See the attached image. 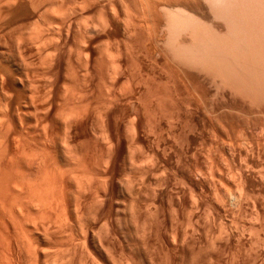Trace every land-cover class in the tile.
<instances>
[{
    "label": "rangeland",
    "instance_id": "1",
    "mask_svg": "<svg viewBox=\"0 0 264 264\" xmlns=\"http://www.w3.org/2000/svg\"><path fill=\"white\" fill-rule=\"evenodd\" d=\"M26 1L28 2V0H26ZM61 1H62V3H61ZM61 1H59V0L58 1L57 0H37V1L33 0V1H31L30 0L28 2L32 6H34L33 2H35V8L37 5L36 9L37 10L39 9L37 11L38 16L34 20V22L37 24L39 29L44 28L43 23L50 22L46 18L50 17V20H52V19L55 20L54 18L51 17V14L53 16V13H55V14L59 13L58 19H59V22L60 21L62 22V19L65 18L64 13L67 12V11H65V12H63V11L69 10L67 13L71 17H69L68 15L66 17L69 19L71 18L72 20L71 19L69 20L66 18L67 20L70 21L69 22L65 19L67 23L69 22L68 24H70V28H68V24L66 23L67 24L66 30L69 29L68 34H66L67 32L65 30L64 33H62L61 37L59 35L61 33V32L59 33V30L62 31V26H60L62 24L59 23L60 25L57 26L58 21H54L55 22L54 23L53 20L51 21V24L49 23L50 25L47 24L48 29H49V26H51L50 28H52L51 30L54 33V37H56L57 35H59V36H57V38L60 37L59 38L60 40L57 39V41L61 45V49H60L61 54L60 55H62V56H60L58 66H56V68L54 67L55 70L52 71L53 68H52V70H50V72H52L51 74L49 72H47L49 74H47V73L45 74L44 70H42L44 72L41 73L42 72L41 69L42 68L44 69V66H45L44 62H42V59H43L42 47L39 45L37 47L35 45L29 46V44H28L29 48L35 47L36 50L34 48L33 49L36 52L38 51L37 53H41V56H39L40 58H38V56H37V59L40 60L42 57L41 62H37V63H39V64H37L36 63L37 59H36L35 65H34V66H37V65L41 66L40 63L43 65L41 67V69L38 68L40 71L37 69L39 72L38 71L36 72V75L38 73H40L37 75V76H39V79L37 78V81H40V82H38L39 86L37 88H39V92L41 90L44 98L47 96H50V98H51L50 100H52L53 102L51 101V103H50L51 105H47V108L50 107V108H48L49 111H47L48 109L43 111L44 114L47 111V115L44 116V118L45 117L46 118L44 120L40 118V120H39V117H38V120L40 121V122L38 121L39 123L42 124L43 121H46V122L43 125L37 124L35 127L33 125V127L35 129L30 126L31 127L30 129H32L33 131L35 130L33 132L32 130L30 131V129H28L30 132H32L30 134H28L29 131L27 130V124H25V126H24L26 128L25 131L26 132L28 131V133L26 134V132L24 131L25 128L23 130L20 129V125H18L15 122H13V123H15V125L17 126V127L15 126V128H17L18 131L16 129L13 130L14 126H9L8 125V119L6 118V123H5L6 125H4L5 129L3 132L4 133L7 132V135H5L6 136L5 138H6V143H8V141H9V143L8 144L5 143V145H7L6 152L7 151H8V153L11 152L10 153L11 155L10 154L8 155V153H6V154L10 158H12V155H14L13 153L14 152L16 153L17 150L19 151L21 149L20 155L21 154L23 155L22 149L25 148L24 151H26V152L28 151L27 153H29V154L24 152L28 155V157L26 156V154L24 156L27 157L30 161L27 158H24V159L28 160L27 162H25V165L27 166L28 170L24 164H23L24 166L22 165L23 162H21V164H20L23 166V169L20 166L21 170L24 172L26 171V173H28L27 171H30L29 170V169H31L30 167L31 166L33 167V169H32L33 172L32 171L29 172V173L32 172L30 175L27 174V176H26L25 173H23V174L21 173L22 175H20V180H22V178H21V176H22V177H24L23 182H24V180L26 182L27 181L30 182V180H31V182H32L33 179L37 180V182H40V181H38V179L41 180V178H42V177L40 178V175H43V177H44V173L46 174V172H47V171H45L47 165L44 162H46L47 159L49 160L47 162V163H49V165L47 166V168H48L50 166V163H52V164L54 163V162H50L52 160V157L56 158L58 156L59 158H56L57 160L55 162H57L56 165H58L59 168L55 169V171L58 170L60 173L61 172L63 173V174L61 173V177H62L61 179L63 181L59 178L60 176H57V179L59 178L60 180L59 179L58 180L62 181L64 183V185L66 186V188L64 187L62 182H60V184H59L58 183L59 181H57V183L60 186L58 184L57 185L59 187H62V188L64 187L63 192H62L63 197H64V194H66L65 197L70 196L69 197L70 199H67V197H66V199L73 205H74V201H76V198L78 199V195L85 197V199H84V197L82 198V200L83 199L85 200V201L83 200L84 201L83 205L85 206V208L83 207V210L85 211V213H84V211H83V213L85 214L84 215L85 217L87 215H88L87 218L91 217L90 218L91 222L94 219H96L94 221V227L95 228H93V230L95 232L93 231V233H94V235H98V237H101V235H103L101 233L105 232V228H104L105 222H104V220L101 221L103 218L100 220L99 217L95 216L93 209L95 208L94 206H96L95 201L97 199H99V197L97 198L96 195L98 194V196H99L98 192L101 191L102 189H104V188H101V187H104L103 185H105L104 183H106L103 181V179L107 182H110L109 180L111 179V182H113L117 186V188H119V187L124 188V186H125V188H129L130 194L132 192V194H131L132 197L138 196L137 194H139V192H141V191L145 192L146 190H149V189L158 190V189H160L159 187H161L163 196L161 195L162 197L158 198V200L160 199V201H162L161 206H159L156 203L154 205V204H151L149 202L146 204L145 199H143L141 197H139L138 201H136L137 203L135 202L136 205H134V207L136 206L137 209L139 207H142V206H145L147 208L148 207L147 205H149V207L147 209H149V213H150L149 215H150V217H152V218H150L151 226L147 224L149 226V228L147 227V225H145V228H146V230L147 229H150V231L152 230V232H150V231L149 232L151 233L150 234L151 238L154 239L153 242H151L152 248L147 247L148 250H151L150 253L151 252H156V253L159 252L160 253L159 248L161 246L162 247L160 248L161 249L160 255H159V253L155 254V255L162 256L161 254L165 255L164 252H166V253L168 252V250L164 246V244L155 243V242L161 241L162 240L161 238H163V234H165V233H167L168 235L171 234V229L173 227H175V228L179 229V232H181L182 235L184 234L183 235L184 238L182 236V239H183L182 244L184 243L183 244L184 249L182 248V250H184V251H182V250H181L182 252L180 251L182 256L179 254L180 255L179 258L181 259L180 260L181 264H192L194 261H195L194 264H196V263H198V264H208V263L209 264H264V189H263L264 188V180H263V178H264V132H263L264 131V127H263L264 126V103H261V105L263 106L262 108L258 107V109L260 108L259 110H257V108H255V109L253 108L254 112H250V113L248 111L246 112L245 109H242L238 105L231 106L232 104L228 103L226 97L224 98V96L222 95L223 94L222 91H223V87L225 86V83L223 85V84H221L223 82L220 83V80H217L218 78L219 79L221 78V77H218L219 75L213 76L217 73L216 68H215V71H213V69H212V71L215 72V74L212 71L209 73L208 70H210V67L208 65L206 66L207 63L205 61L201 60V58L198 56L188 54L189 52H187V55H190L188 57H191L192 60H193L192 56L194 57V59H195V57H198V58H200L201 61H199L198 58H196L197 61H199V65L195 61L196 59L193 60L196 63L193 61L186 62V59L188 57L184 59L182 57L183 55H181V54H186L185 49H183V47L181 46L184 53L182 52V49H179V46L182 44L181 40H179V39H180V37H183L185 34L183 36L179 37V35H182V34H179V32H178V34H179L178 39H177L176 35H174V34L170 35V34H172L171 31H173V33L177 32V31L174 32L175 31L174 27H175V25L176 26L181 25V23L179 24V22L177 21L178 22V24H177L176 20L174 21L176 24L173 23L174 19H171V18H173L172 17L173 15L170 16L172 14L170 12L171 9L169 7H167L168 4H170L169 1L165 2V0H163V2H162L160 0H157V2L158 1L159 2L156 3V6H153V7H152V5H153L152 2H154V3L156 2L154 0H152V2H151V0H147L146 2H144V4L142 3L143 0H141V2H140V0H132V1L127 0V2L125 0H117V1L116 0H102V1L101 0H74V1H72V0H68V1L67 0H61ZM91 1L93 3H89ZM98 1H99V3L100 2L101 3L100 4L98 3V5H97ZM137 1H139V2L136 3ZM39 2H41V3H39ZM44 2H45V4H44ZM59 2L62 4V6H66L68 9H66L65 7H64L65 9L62 8V6ZM95 2H96V4H95ZM150 2H151V7L149 6ZM161 2H162V6L165 5L166 3H168L164 7H167V9H166L167 11L170 9L169 10V12L171 13L170 15H168V13L165 12L166 10L161 6V4H159ZM262 2H263L262 4H264V1H262ZM31 3H33V4H31ZM122 3H123V5H122ZM124 3H126V4H124ZM43 4H44V6H43ZM104 4H106V5H104ZM158 4L160 6L157 7ZM39 5L43 8L38 7ZM170 5H173V0H171ZM104 6L106 8H103ZM125 6L129 10L126 11ZM59 7H60V9L61 8L64 9L62 11L63 13L61 11L60 12L58 11V10H60ZM81 7H83V8H81ZM85 7L89 9V10L87 9L88 10L87 12H86ZM144 7H145V9H144ZM263 7H264V5H263ZM84 8H85V10H84ZM149 8H150V10H148ZM52 9H55V12H54V10L52 12ZM81 9H83V11H81ZM105 9H107V10H105ZM73 10H75L74 12L77 11L76 13L78 15L76 13H74ZM113 11L115 13H113ZM116 12H118V14ZM126 12H128L129 14H126ZM164 12L167 14H165ZM262 12H264L263 9H262ZM61 13L64 15H62ZM70 13H73V14H70ZM108 13H110L111 15ZM131 13H132V15H131ZM144 13H146V14H144ZM149 13H150V15H149ZM102 14L104 17L102 16ZM112 14L114 15L115 19L112 18V16H113ZM60 15H62L63 17ZM74 15H77V16L74 17ZM108 15H109V18L107 19ZM152 15H154V16H152ZM43 16H44L45 20H44ZM85 16L87 19L85 18ZM89 17H91L92 19H90ZM102 17L104 18L105 21L107 19L108 22L107 21L105 22L106 25H104V20ZM262 18L264 19V17H262ZM37 19H38V22H36ZM151 19H152V21H151ZM153 19L155 21L157 20V22L153 21ZM86 20H89V23H88V21L86 22ZM129 20H131V21H129ZM41 21H42V24H41ZM168 21L169 22L171 21L172 26H174V27H171V23L169 24ZM215 21H217V20H215ZM34 22L32 21V23L35 26ZM263 22H264V20H263ZM101 23H103V24H101ZM129 23H130V28H129ZM38 24L40 26L42 25V27H40ZM71 24H72V26H71ZM167 24H168V26H167ZM52 25H54V26L52 27ZM83 25H86V26H83ZM92 25L96 28V30L99 28L98 31H96ZM99 25L102 27H100ZM89 26H91V28ZM107 26H109V27L107 28ZM207 26H209V25H207ZM30 27H33V25L32 26L30 25ZM38 27H36V28L38 29ZM85 27H87V29L89 28L91 32H89V30H87ZM157 27H158V29H156ZM170 27L173 29H171ZM128 28H129V30H128ZM180 28H182L181 30H183L182 26L179 27V30H180ZM4 29H3L4 30L3 31L4 39H2V40L3 41L5 40L7 42V43L6 42H4V43L6 44L7 47H9V48H7L8 49L7 52L9 55L14 53V50L12 48L13 43L11 41L12 40L11 37L13 35L16 36L17 33H18L17 35L19 36V32H22V35L26 38L27 37L26 35L29 34L27 32L31 31L30 28H28V27L23 28V29H21L19 27L10 28V29L4 27ZM28 29L30 31H28ZM42 29H40L39 31H42ZM48 29H45L46 31L45 30L44 31L46 33L47 32L52 33V32H49L50 30H48ZM76 29H77V31H75ZM84 29H85V31L87 30V32L84 33V31H83V33H82L81 30H84ZM14 30H16L17 33ZM6 31H7V33H6ZM104 31H105V33H104ZM163 31L165 34L162 33ZM23 32H26V34ZM57 32H58V34H57ZM80 32H81V35H80ZM182 32L180 31V33H182ZM263 32H264V27H263ZM263 32H262V35H264ZM150 33L153 35L151 36ZM20 35H21V33H20ZM66 35H68V36H66ZM8 36H9V38H8ZM15 36H13V37H15ZM175 36H176V38H175ZM80 37H82V38L85 37V38L82 39ZM2 38H3V36H2ZM77 38H78V42H77ZM160 38H161V40H160ZM61 39H62V41H61ZM86 39H88V40H86ZM173 39H175V40H173ZM181 39H183V38H181ZM54 40H56V39L54 38ZM80 40H82L83 43L85 42L87 44H85V43L83 44ZM176 40H179V42L181 43V44L178 43V44H180L179 46L176 45L177 43L175 44ZM89 41H92V42H89ZM169 41H171V42H169ZM8 42H10L12 44L11 47L7 45V44H10ZM59 43H58V45H59ZM22 44L23 45L27 44V42L26 43L23 42ZM82 44H83V46H82ZM159 44H160V46H158ZM110 45H112V46H110ZM164 45L165 46L167 45V48H165ZM171 45H173V46H171ZM63 46H64V48H63ZM84 46H85V48H84ZM145 46H147V47H145ZM23 47H26V46H23ZM38 48H39V50H37ZM79 48H81V50ZM86 48H87V50H86ZM168 48H169V50H168ZM171 49H173V52H171L172 51ZM178 49H179V51H178ZM187 50H188V48H186V51ZM11 52H13V53H11ZM179 52H180V55L178 54ZM172 53H174V55ZM76 54H78V56ZM86 54H88V55H86ZM113 54H115V55H113ZM38 55H40V54H38ZM68 55L69 56L71 55V56L69 57ZM80 56H82V57H80ZM85 56H86V58H85ZM177 57H179L177 60L173 59V58H177ZM25 58L27 59V57H25ZM25 58H24V60H25ZM112 58H114V60L110 61V60H112ZM86 59L88 60V62H86ZM179 59H181V60H179ZM188 59H190V58H188ZM69 60H71V61H69ZM171 60H173V61H171ZM107 61H110L107 63L108 67L110 66L111 63H113L114 65L116 63V71L115 72H114L115 66L113 67V64H112L113 70H112V67L110 66L111 67V72H110V67L108 68L106 66ZM182 62H184V64ZM200 62H201V64H202V62H205L203 64L205 65V67H208L209 69L201 66ZM70 63L72 66L70 65ZM72 63H74V64H72ZM87 63H89V64H87ZM102 63H104V64H102ZM179 63H181V64H179ZM192 63H193V66H192ZM66 64H68V65H66ZM77 64H79V65H77ZM189 64L191 66H188ZM195 64H197V65H195ZM86 65H89L88 68H85V67H87ZM209 65H211V64H209ZM34 66H32V67H34ZM197 66L200 69L197 70ZM200 66L203 67V69ZM46 67L47 66H45V68ZM69 67H70V69L71 68L72 69L71 70L68 69ZM35 68H37V67H34V69ZM211 68H214V66ZM78 70H79V72H78ZM107 70L109 71V73ZM201 70H203V71H201ZM204 70H205V73H204ZM72 71H73V73H72ZM97 71H100V72L97 73ZM106 71H107V73H106ZM65 72H66V74H65ZM87 72L88 73L90 72V73L87 74ZM101 72H102V77H101ZM117 72H119L120 74ZM74 73L75 74L77 73L76 76ZM112 73H114V74H112ZM171 73L173 75H171ZM184 73H186V74H184ZM99 74H100V76H99ZM110 74H112L113 76H111ZM201 74H202V76H201ZM108 75H110V76H108ZM170 75H171V77L173 76V78H171ZM207 75L209 77H212V78H209ZM94 76L96 79L94 78ZM103 76H105V77H103ZM75 77H77L76 78L77 80L75 79ZM214 77H216L217 81L215 80ZM115 78H116V80H114ZM202 79H204V80H202ZM46 80H48V82ZM87 80H88V82H87ZM90 80H92V81H90ZM111 80H112V82H111ZM214 81H216V82H214ZM110 82L112 85L113 84L114 85L112 86L110 84ZM76 83L78 84L77 86H76ZM50 84L52 85V87ZM83 84H86V85H83ZM212 84H214V85H212ZM215 85L217 88L215 87ZM218 85L221 87H219ZM74 86L77 87V90L75 89L76 87H74ZM80 87H82V89ZM108 87H109V89H108ZM49 88H52V89H50V92H49ZM208 88H210L211 90ZM205 89H206V91H205ZM217 89L220 91V93ZM68 90H70V91H68ZM85 90H89V91H87L89 93L87 94V92ZM110 90H112V91H110ZM65 91H67L68 93L67 92L65 93ZM72 91H73V93H72ZM199 91H201V92H199ZM83 92H84V94H83ZM110 92H113L112 93L113 95ZM42 93H40V96H42ZM44 93L45 94L47 93V96ZM51 94H53V95H51ZM217 94H219V96ZM19 95H21V94H19ZM63 95H67V97L63 96ZM205 95H207V96H205ZM85 96H87V97H85ZM52 97H53V99H52ZM208 97H209V99H208ZM19 98H20V96H19ZM45 99L49 104V102H50L48 100L49 98L48 99L45 98ZM64 99H66V100H64ZM213 99H215V100H213ZM104 100L105 101L107 100L106 103ZM115 100H117L118 102ZM203 100H204V102H203ZM14 101L18 102L19 100L14 99ZM111 101H113V102H111ZM69 104H71V105H69ZM14 105H16V103ZM102 105L105 108H103ZM189 105H190V107H189ZM254 105L251 104L252 107ZM237 106L239 107V109L236 108ZM256 106L257 105H255V107ZM85 107H86V110H84ZM73 109H75V111H77V112H75ZM68 110H73L72 114L69 111L70 112L69 114H71V115L68 114L69 116L66 115L67 117L66 116L65 117L66 118L69 117L71 119V122L73 119L76 121V122L75 121L72 122V127L74 129L71 128V131H69V133L71 134V135L69 134V137H71V138L69 141L70 143L69 142L68 143L70 144V148L72 147L73 150L74 149L77 150L76 152H78V150H79V153H80V154L76 153L74 150V153L76 155L72 156L70 154V157L71 156L74 157V161L66 159L69 157L66 154V152L68 150L67 147H69V146L66 145V141L64 139V135L66 132H65V130L63 132V127L65 125H63L64 123L60 124L61 123L60 121H62V120L59 121V119L62 117L61 114L62 113L65 114ZM78 110H79V112H78ZM87 111L89 112V114H86ZM98 111L99 112L101 111L102 114L99 113ZM198 111H199V113H198ZM43 112H41V114H40L41 117H43L42 116ZM73 112L78 113V114L81 112V114H79V117H78L80 120L77 117H75V114ZM64 114H63V117H64ZM78 114H76V116ZM48 115H49V117H48ZM83 115H84V117H82ZM249 115H250V117H249ZM259 115H262V118ZM85 116H87V119ZM56 117H57V119H56ZM72 117H73V119H72ZM98 117H99V120L96 119ZM46 119H48V120H46ZM55 119H56V121H55ZM65 119L63 118V120H65ZM130 119H131V121H130ZM101 120H102V122H100ZM81 121H83L84 123ZM10 122L11 121L9 120V124H10ZM12 124H10V125H12ZM48 124H50V125H48ZM103 124L106 126H104ZM76 126H78V127H76ZM6 127H11L12 129L7 128L8 131H5ZM96 127H97V129H96ZM98 127H102V128H99L102 131L99 130ZM106 127L108 128V130ZM41 128L43 131L41 130ZM46 128H47V130H46ZM61 128H62V131H61ZM10 129L12 132L10 131ZM65 129H66V127H65ZM249 129H251V130H249ZM105 130H106V132H105ZM22 131L25 132V133H23L24 134L23 136H21ZM9 132H10V134H8ZM38 133H40L41 138H40ZM62 133H63V135H62ZM72 134H73V136H72ZM99 134H100L101 138L99 137ZM107 134H108V136H107ZM43 135H45V136L43 137ZM101 135H104V136L102 137ZM31 136H32V138H31ZM62 136H63V138L61 139ZM94 136H96L97 138ZM222 138H224V139L222 140ZM24 139H25V141H24ZM128 139H129V141H128ZM31 140H33L34 143ZM61 140H63V141H61ZM224 140H225V142H224ZM105 141L106 142L109 141V142L106 143ZM58 142L61 143L62 149L65 148V150L60 149L61 146H60V144H57ZM63 142L65 143L66 146L64 144H62ZM131 142H133V143L131 144ZM39 143H41L42 145ZM46 143L48 144L47 147H49V148L52 147V145H49V144H52V143L55 144L53 146L54 148L52 147L49 150L46 147V149H44V152H42V150H43L42 147L44 146V148H45ZM96 143H99V144L94 146ZM244 143H246V144H244ZM57 145H59L60 147H58ZM90 146H91V148H90ZM110 146H112V147H110ZM129 146H130V148H129ZM35 147H37L38 149ZM55 147H56L57 152H54ZM89 148H90V150H89ZM32 149H35V151ZM36 149H37V151H36ZM57 149H59V150H57ZM101 149H102V151H101ZM107 149H108V151H107ZM14 150H16V151H14ZM109 150H110V152H109ZM113 150H115V152H113ZM128 150H129V152H128ZM39 151L41 152V154H39ZM45 151H48V153L51 151V152H53V154L58 153L59 155L55 154L54 155L55 157H54V156H51L52 153H50L51 155L46 157L47 154L45 153ZM32 153H34L35 156L34 155H31V156H33L35 158H37L36 154H39L37 156H39L38 158H40V160L44 161L42 164L45 165V168H43L41 166L42 164H41V161L39 159L36 162L34 160V158L32 157L33 158L32 161L36 162L37 164H35L34 162L31 161V159L29 157H31L30 154H32ZM64 153L67 156H64ZM110 155H112L111 156L112 158L110 157ZM8 156H5L6 159L4 157L5 160L2 161V164L6 163V165H8V163H10L9 162L10 158ZM50 156H51V158H50ZM76 156L80 158V159L78 158L79 162H77L79 165H76V161H78V160H76L77 158L75 159ZM106 156L107 157L109 156L110 159H107ZM23 157H20L19 160ZM45 157H46V159L44 160ZM72 157H71V159H72ZM127 157H128V159H127ZM141 157H143V158H141ZM41 158H43V159H41ZM131 158H132V160H131ZM12 159H14V158H12ZM24 159H22V160H24ZM65 159L67 160V163L64 162V161H66ZM129 159H130V161H129ZM58 160H59V162H58ZM107 160H109V162ZM80 161H81V163H80ZM90 161H91V163H90ZM110 161H111V163H110ZM131 161H132V163H130ZM74 162H75V164H74ZM11 163H10V165H11ZM31 163H33V164L31 165ZM38 163H40L41 165ZM104 163L105 164L108 163L107 164L108 166L105 165ZM29 164H30V166H28ZM80 164H81V166H80ZM35 165L36 166L39 165L37 169L41 170V171L39 170L41 172V173H39L40 175L38 174V172H39L38 170H36L37 172H34L36 169V168L34 169ZM54 165L55 164H53L51 167H54ZM114 165H115V167H114ZM129 165H131V166H129ZM93 167H94V169H93ZM42 168L44 169L43 171H42ZM103 168L105 170H103ZM152 168H154V169L152 170ZM50 169H51V171H48V174H49V172L52 173L54 171L53 168L49 167L48 170H50ZM77 169H78V171H80V170L83 171V169H84V172H86V173L84 174L83 172H81L83 175L82 174L80 175V172H78ZM8 170H9V168H8ZM10 170H11V168H10ZM21 170H20V172H21ZM100 170L105 174L102 173L103 175H101ZM148 170H150L149 171V172H151L150 174L148 173ZM65 171H68V172H65ZM114 172H115V174H114ZM33 173H37V175H39V178L37 179L36 174H33ZM99 173H100V175H99ZM128 173H131V174L129 175ZM52 174L60 175L57 171L52 173ZM52 174H49V176ZM95 174H96V176H95ZM125 174H127V175H125ZM146 174H147V176H145ZM159 174H161V175H159ZM84 175L85 176L87 175L88 178L85 177ZM25 176H26V178H25ZM80 176L82 177L81 179H82L83 183L80 180ZM83 176H84V178H83ZM135 176H136V178H134ZM149 176H151V177H149ZM157 177H158V181H160V180L162 181V182L160 181L162 184L159 182L158 183L155 182V180H157ZM64 178H65V181H64ZM161 178H163V179H161ZM75 179H76V181H75ZM149 179H150V181H149ZM165 179H166V181H165ZM120 180H122V181H120ZM129 180L131 181V184H130ZM133 180H135V181H133ZM90 182H91V184H90ZM102 182H103V184H102ZM135 182H137L138 184L139 183H141V184L138 185ZM32 183H35V182L33 181ZM73 183H75V184H73ZM76 183H78V184H76ZM142 183H144V184H142ZM23 184H24V186H26L25 188H27L29 194L33 195L34 193H32V192H34V191L31 192V189H28V186H27L28 183H23ZM25 184H27V185H25ZM61 184H62V186H61ZM145 184H147V186ZM29 185H31V183H29ZM37 185H38V183H36L34 185L32 184L31 187H35V190L38 189L37 191H39L38 193H40V189L38 188L39 186H37ZM151 185H152V187H150ZM76 187L80 190H78ZM62 188H60V189H62ZM85 188H86V190H85ZM75 189H77V190H75ZM91 189H92V191H90ZM161 189H160V191H161ZM32 190H33V188H32ZM42 191H41V193H42ZM72 191L76 194L78 192V195L74 194ZM242 191H243V193H242ZM25 192L27 193V191H25ZM25 192H23V194H22L23 197L20 193L21 197L25 199V202L26 201L28 202V200L29 201L32 200L33 198L30 199L29 197H31V196L29 194H28L29 197L26 196L27 194L25 195ZM79 192L81 194H79ZM166 192H167V194H166ZM71 193H73V194L71 195ZM173 193H175V194H173ZM35 194H37V192H35ZM85 194H86V196H85ZM20 195H18V199H19L20 203L24 204L25 202L23 201V199H21ZM73 195H75L76 197L73 198L74 197ZM112 195L109 198V201H108L109 206H107V208H106L107 214H105V215H108V217H110L115 223L116 222L120 223V224L118 223V231H119L118 239H119V241L120 240L122 241V242L120 241V243L124 244L125 241H128L129 243L131 242L130 245H131V247L134 245V247H132L134 249L136 247L135 241L132 242V240L134 238L135 239L141 238L142 237L141 235H145L143 233L146 230L144 228V231L140 232L139 230L142 231V228H143L141 225V222L137 223L138 221H135L136 222L135 223L133 221V219H131L130 216L126 214L125 211L127 208H129V202L126 199H123L121 194L119 192H117L116 190ZM33 196H35V195H33ZM174 196L175 197L178 196L179 201L181 202V206H180L181 208H179L180 214L178 215L180 219L178 218V220H176L174 217L176 214L174 215V213H175L173 211L174 207H172V204H171L172 203L171 199L173 200ZM26 198H28V200H26ZM71 198H72V200H71ZM73 199H74V201H73ZM169 199H170V201H169ZM32 201H30V203L28 202L29 203V205H27L28 207H25V204H24V208L20 207L22 204L17 206L18 210L21 208V209H24L23 211H25L26 210L25 208H27V211H26L27 213L22 212V210L20 209L22 214H19V215L20 216L23 215L24 217L29 215L30 219H28L26 217V219L28 220V223L25 224V226L27 228V229L26 228L25 229L29 231V229H28L29 225H31V227L29 226V228L30 229L32 228L30 230V233H32V234L28 233V231H27L28 235L30 234V236H27V235L24 236V234H23L22 235L23 239H25V241L27 238H29L31 240V238H32L31 235L32 236L35 235L31 241H34L33 239H39L40 240V241L35 240L33 243L36 242L35 243V246H36L38 244L37 243V241H38L39 244L36 247L39 249V247L41 246V248L43 249L42 251L44 253L46 251L45 255H47V256L52 255L51 257L54 260V261L50 260L51 259L50 257H49V259H47V257H46L47 261L45 260V262L47 264L49 261L50 262L53 261V264H55V263L56 264H61V263L63 264L66 262L65 260L68 261V260L72 259L74 254L76 253V251H77V253L75 254L76 255L75 257H77L78 255L80 256L81 252L79 253V251L81 250L80 248L82 247V244L79 245L80 242L78 241V245H77V241H76L77 239L76 238L69 241L67 239L69 235H66L67 238L64 237L65 235H62L63 233L60 232L62 230L61 229L62 227L60 225H59L60 227H58V224H56L58 229L56 228V225L54 223L55 219L53 220L54 222L52 221L54 223L53 225L51 222H50V224H49V222L44 223L43 226L46 228H44V230H42L43 229L42 223L39 221L40 217L37 218L38 216H40V213H38V216H37V211L40 209L35 210L37 207L39 208V204L37 206L36 205L37 202L34 199ZM122 202L125 203V205L127 207L126 209L120 205ZM28 203H26V204H28ZM168 203H170V204H168ZM150 204H151V206H150ZM32 205H34V206H32ZM145 207H143V208H145ZM17 208L15 209V212L17 211V213H15V214L18 218L20 216L18 215L19 211L17 210ZM29 208H30V210H29ZM88 208H89V210H88ZM123 209H125L124 214L121 212V210H123ZM137 209H136V211H137ZM33 210H35V211L33 212ZM50 211H52V213L54 214L53 210H50ZM56 211L58 212V210L55 209V213H56ZM153 211H155V212H153ZM110 212H111V215L109 214ZM33 214H35L36 216ZM153 214H155V215H153ZM34 217H36V220L32 219ZM92 217H93V220H92ZM21 218H23V217H21ZM24 219L25 218L18 221V222L21 221L20 226H22V227H24V225H21L24 222ZM31 219L33 221H31ZM116 220H118V221H116ZM130 220H132V222ZM78 221H80V224H81L82 221L80 218L76 220V223H78ZM99 221H101V222H99ZM152 221H153V223H152ZM158 221H160V222H158ZM29 222L30 223L32 222V224H30ZM34 222H35V225L33 224ZM154 222H157V223H154ZM161 222H162V224H161ZM175 222H177V223H175ZM174 223H175V225H178L179 228L177 226L171 225ZM47 224H48V226L50 225L51 227L49 226V228H47L48 227ZM80 224H77V225H80ZM163 224H164V227H162ZM54 225H55V227H54ZM101 225H103L104 227ZM127 225H129L130 227ZM152 226L154 228H152ZM188 226H189V228H188ZM33 227L36 230H37V228L39 230H42L43 233L40 232L39 230H38V232L35 231V229H33ZM136 227H137V229H136ZM10 228L12 230L11 231L12 234L9 232V235L15 236L13 228L12 227H10ZM52 228H54L52 230V232L57 230L56 231L57 233L56 232L55 233L57 234V236L62 235L61 238H63V239L60 240L59 239L60 236H59L57 238H54V240H53V236L51 235L52 237H50V238H52V239L50 240V242L41 241V235L42 234H43L42 236H46V238L47 237L49 238V235L52 234V233H49V232H51L49 230H51ZM122 228H124V229H122ZM59 229H61V230H59ZM63 229H65V228H63ZM102 230H104V232H102ZM34 231H35V233L37 232V234L40 232V234H41V235L39 234L40 238L38 236H36V234H34ZM44 231H47L48 233H46V235H45ZM100 231H101V233H100ZM58 232H60V233H58ZM62 232H64V234L68 233L66 230L65 231L63 230ZM149 232L147 230V233H149ZM137 233L140 234L139 237H138ZM24 237H27V238H24ZM48 238H47V241H48ZM159 238H160V240H159ZM66 239H67V241H66ZM61 241H62V243H60ZM72 241H74V242H72ZM40 242H42L43 244L41 245ZM44 243H46V245H44ZM152 243H154L155 246L152 245ZM160 244H162V245L160 246ZM51 245L53 247H51ZM62 245H63V247H62ZM76 245H77V247H76ZM193 245H194V247H193ZM71 247H73V248H71ZM78 247L80 250L78 249ZM192 247L194 248L193 250H195L194 252H193V250L191 251ZM162 248H163V253H162ZM136 249H134V250H136ZM188 249H189V251H188ZM68 250H70L69 251L70 253H68ZM47 251H50V252H47ZM71 251H72V253H71ZM192 252H193V254H192ZM48 253H50V254H48ZM64 253H68L67 256L68 257L70 256L72 258L68 259V257L65 254V256H66V259H65ZM198 253H200V255ZM57 254H59V255H57ZM194 255H196V256H194ZM78 257L74 258V260H72V261H74V262L76 261L77 264H84L85 261L83 263V260H80L82 257L80 256L79 257L80 259H78ZM198 257H200L201 259ZM76 259H78V260H76ZM62 260H64L65 262H63ZM184 260H186V261H184ZM200 260H201V262L199 263L198 261H200ZM79 262H81V263H79Z\"/></svg>",
    "mask_w": 264,
    "mask_h": 264
},
{
    "label": "bare ground",
    "instance_id": "2",
    "mask_svg": "<svg viewBox=\"0 0 264 264\" xmlns=\"http://www.w3.org/2000/svg\"><path fill=\"white\" fill-rule=\"evenodd\" d=\"M30 0H28V2H29ZM31 1H33V0H31ZM37 1V0H36ZM58 1V0H57ZM59 1H61V0H59ZM68 1V0H67ZM72 1H74V0H72ZM102 1V0H101ZM117 1V0H116ZM126 2H127V0H125ZM132 1V0H131ZM147 0H143L142 1V3L144 4V2H146ZM154 1H156L155 3L154 2H152V0H151V2L153 3V5H152V7L153 6H156V3H158L157 2V0H154ZM160 1H162L163 2V0H160ZM167 1H169V3L171 4V0H165V2H167ZM262 1H264V0H173V5H170V4H168V3H166V4H168V6L167 7H169L170 9H171V13L169 12V10L167 11L166 9H167V7H164L165 5H163L162 6V2L161 3H159V4H161V6L166 10L165 12H167L168 13V15H170V16H172L173 18H171V19H174L173 20V23H175L174 21L176 20V23L178 24V22H179V24L181 23V25H178V26H176L175 24V27L174 26H172V20L169 22V24L171 23V27H174L175 29V31L174 32H176V33H173V31H171V33L172 34H170V35H176L177 36V39H178V35L179 34H182V35H179V37L180 36H183L184 34V36L183 37H180V39L179 40H181V42H182V44L179 42V40H176L175 41V44L176 45H180L179 46V49H182V47H183V49H185V53L186 54H181V55H183L182 57L185 59V58H187L188 56H190V55H187V52H189L188 54H191V55H195V56H198V57H200L201 58V60H203V61H205L207 64H206V66L208 65L209 67H210V70H208L209 71V73L212 71V69H213V71H215V68H216V74H215V72H213L215 75H213V76H216V75H219L218 77H221L220 79L218 78L217 80H220V83L221 82H223V83H221V84H223L224 85V83H225V88L223 87V96H224V98L226 97V99H227V102L228 103H230V104H232L231 106H235V105H238V106H240L242 109H245L246 110V112L248 111L249 113L250 112H254L253 111V108L255 109V108H257V110H259L260 108H262L263 106L261 105V103H264V35H262V32H263V27H264V22H263V18L262 17H264L263 15V13L264 12H262V9L264 10V7H263V5L264 4H262L263 2ZM26 0H0V264H47L46 262H45V260H46V257H47V259H49V257L51 258L50 260H53L52 259V255L51 256H47V255H45V253H46V251H45V253L42 251L43 249L41 248V246L39 247V249L36 247L38 244H39V242L37 241V245L35 246V243H33L35 240H39V239H33L34 241H31L32 240V238H34V236L35 235H31V240L29 239V238H27V237H24V238H27L26 239V241H25V239H23V234H24V236H30V234H32V233H30V230L32 229H30L29 228V226L31 227V225H27L28 226V229H29V231L28 230H26L27 228H26V226H25V224H27L28 223V220L26 219V217L28 218V219H30L29 218V215H25L26 217H24L23 215H19V214H22L21 213V211H20V209L21 208H24V204H25V207H28L27 205H29V203H30V201H32L33 199L37 202L36 203V205L38 206V204H39V208L37 207L35 210H37V209H40V210H38L37 211V216H38V213H40V216H38L37 218H39L40 217V222L42 223V230H44V228H46V227H44L43 226V224L44 223H46V222H49V224H50V222L52 223V225L55 223V225L56 224H58V227H62L61 229H59V230H61L60 232L61 233H63L62 235H65L64 237H66L67 238V236L66 235H69L68 236V240L70 241V240H72V239H74V238H76L75 240L77 241V245H78V241L80 242L79 243V245L80 244H82V247L79 249V247H78V249L80 250H78L79 251V253L81 252V259L78 257V259H80V260H83V263H84V261H85V263L84 264H181V262H180V258H179V256L181 255L182 256V254L180 253V251L182 250V248H183V244H182V241H183V239H182V236L184 235H182L181 234V232H179V229H177V228H175V227H173L172 229H171V234H167V233H165V234H163V238H161L162 240L161 241H159V242H155V243H162V244H164V246L167 248V250H168V254L166 253V252H164V254L165 255H163V254H161L162 256H159L160 255V253H161V245L162 244H160V248H159V250H160V253L159 252H151L150 253V251L151 250H148V248H152V246H151V242H153V238H151V236H150V232H152V230L150 231V229H147L148 230V232L149 233H147V230H146V228H145V225H150L151 226V220H150V218H152V217H150V213H149V209H147L148 207H149V205H147L148 207L146 208L145 206H142V207H139L138 209H137V207L135 208L134 207V205H136L135 204V202L136 201H138V199H139V197H141V198H143V199H145V202H146V204L149 202V203H151V204H154L155 205V203L156 204H158L159 206H161L162 205V201H160V199L158 200V198H160V197H162L163 195V193H162V189H161V187H159L160 189H161V191H160V189H158V190H152V189H149V190H146L145 192H139V194H137L138 196H133L132 197V192H131V194H130V192H129V188H125V186H124V188H117V186L113 183V182H111V179L109 180L110 182H107V181H105L104 179H103V181L104 182H106V183H104L105 185H103L104 187H101V188H104V189H102L101 191H99L98 193H99V196H98V194L96 195V197L98 198L99 197V199H97L96 201H95V203H96V206H94L95 208L93 209L94 210V214H95V216H97V217H99L100 218V220L101 221H103L104 220V222H105V224H104V226L103 225H101V226H103L104 228H105V232H104V230H102V232H104V233H101V231H100V233L101 234H103V235H101V237H98V235H94V233H93V228H95L94 227V221L96 220V219H94L93 220V217H92V222L90 221L91 219V217L90 218H87V216L85 217L84 215V213H85V211L83 210V207L85 208V206L83 205L84 203V199H85V197L84 196H81V195H78V192H77V194L76 193H74L73 191V193L74 194H76V195H78V199L76 198V201H74V199H73V201H74V205L73 204H71L67 199H70L68 196H66L67 197V199H66V197H65V195L66 194H64V197H63V189H64V187L66 188V186L64 185V183L62 182L63 180L61 179L62 177H61V173L58 171V170H56L60 175H54V174H52V173H54V172H56L55 171V169H57V168H59V166L58 165H56V163L57 162H55L57 159L56 158H59L58 156L56 157V158H53L52 157V160L50 159L51 158V156H54L55 154H58V153H55V154H53V152H49L48 153V151H45V153L47 154L46 155V157L47 156H49V155H51L50 153H52V155L50 156V162H54L53 164H55L54 165V167H51L53 164L52 163H50V168H53L54 169V171L51 173V172H49V174H52V175H50L49 176V174H48V171H51V169L50 170H48V168H47V166L49 165V163H47L49 160L47 159L46 160V162H44V161H42V160H40V158H38L39 156H37V155H39V154H41V152L39 151V154H36V157L37 158H35V157H33V156H31V155H34V153H32V154H30V156L31 157H29L30 159H31V161L33 160V158H34V160L37 162L38 161V159L41 161V164L44 162V163H46V170L45 171H47L46 172V174L44 173V177H43V175H40L39 173H41L37 168H38V166L39 165H35V167H34V169H35V171L34 172H37L36 170H38L39 172H38V174L40 175V178H41V180L40 179H38L39 178V175H37V173H33V174H36V178L38 179V181H40V182H37V180H34L33 179V181L35 182V183H32L31 182V180H30V182H26L25 180H24V182H23V179H24V177H22L21 176V178H22V180H20V175H22L23 173H25L26 174V176H27V174H31L33 171H32V169H33V167L31 166L30 168L31 169H29L30 171H32L31 173H29L30 171H27L28 173H26V171L24 172V171H22L21 170V167H22V169H23V166L25 165V162H27L29 159L27 158L28 157V155L27 154H29V153H27L26 151H24L25 150V148L24 149H22L23 150V155L21 156L20 155V151H21V149L18 151L17 149V152L15 153H13L14 155H12V158H14V159H12V158H10L8 155L11 153V152H9L8 153V151L6 152V147H7V145H5V143H6V136L5 135H7V132L6 133H4L3 131H4V125H6L5 123H6V118L8 119V125L9 126H14L13 127V130L14 129H16L17 130V128H15V123H17L18 125H20V129H24L25 127V124H27V130L28 129H30L31 127H33V125H34V127L37 125V124H39V125H43L46 121H43V123L41 124V123H39L40 121V118L41 119H45L44 118V116H46L47 115V111H49V109L48 108H50V107H48L47 108V105H51L50 103H51V101L52 100H50L51 98H50V96H47V93L45 94L47 97H45V98H49L48 100L50 101L49 102V104H48V102L46 101V99L43 97V93L41 92V90H40V92H39V88H37L38 86H39V84H38V82H40V81H37V78L39 79V76H37L38 74H40V73H38L37 75H36V72L39 70V69H41V67L43 66L41 63H40V65L41 66H34L35 65V60L37 59V56H38V58H40L39 56H41V53H37L35 50V47H31V48H29L28 47V44H29V46H31V45H35L36 47L39 45V46H41L42 47V50H43V59H42V57H41V59H42V62H44V64H45V66H47L46 68H45V66H44V69L42 68L41 69V71L42 70H44L45 71V74L47 73V72H49L50 74L52 73V72H50V70H52V68H53V70L52 71H54L55 69H54V67L56 68V66H58V64H59V60H60V56H62V55H60L61 54V45H60V43L57 41V39H59L61 36H62V33H64V31L66 30V26H67V24L70 22L69 20L71 19H69V18H67L66 16L68 15L69 16V14L67 13L69 10H64L65 8L66 9H68L66 6H62V1H61V6H62V8H64V9H60V7H59V9L60 10H58L59 12L61 11H63V12H65V11H67V12H65L64 14H62V15H64L65 16V18H63L62 19V22L60 21L59 22V19H58V14H55V13H53V16H52V14H51V17L52 18H54L55 20H53L52 18V20H53V22L54 21H58V24H57V26L58 25H60V24H62V25H60V26H62V31H60L59 30V35H60V37L59 38H57V36H59V35H55L56 37H54V33H53V31L51 30L52 28H50L51 26H49V29H48V27H47V24L48 25H50L51 24V21L52 20H50V17L49 18H46L47 20H49L50 22H48V23H43L44 25V28L45 29H48V30H50L49 32H52V33H46L45 31V29L43 28H40V29H42V31H39L40 29H39V27L37 26V24L34 22V20H35V18L38 16V10L36 9L37 8V5H36V8H35V2H33L34 3V6H32V5H30L29 3H28ZM42 2V1H41ZM41 2H39V3H41ZM47 2V1H46ZM53 2V1H52ZM64 2V1H63ZM83 2V1H82ZM81 2V3H82ZM88 2V1H87ZM112 2V1H111ZM123 2V1H122ZM139 1H137L136 3H138ZM140 2H141V0H140ZM149 2V1H148ZM147 2V3H148ZM151 2H150V7H151ZM33 3H31V4H33ZM43 3V2H42ZM49 3V2H48ZM65 3V2H64ZM73 3V2H72ZM80 3V2H79ZM89 3H93L92 1L91 2H89ZM98 3H99V1L97 2V5H98ZM101 3V2H100ZM99 3V4H100ZM134 3V2H133ZM44 4H45V2H44ZM44 4H43V6H44ZM83 4V3H82ZM88 4V3H87ZM95 4H96V2H95ZM94 4V5H95ZM109 4V3H108ZM124 4H126V3H124ZM146 4V3H145ZM157 5V7L158 6H160V5ZM262 4V5H261ZM51 5V4H50ZM53 5V4H52ZM65 5V4H64ZM86 5V4H85ZM89 5V4H88ZM104 5H106V4H104ZM112 5V4H111ZM122 5H123V3H122ZM133 5V4H132ZM131 5V6H132ZM139 5V4H138ZM170 5V6H169ZM76 6V5H75ZM74 6V7H75ZM115 6V5H114ZM134 6V5H133ZM142 6V5H141ZM144 6V5H143ZM148 6V5H147ZM38 7H41L40 5L38 6ZM87 7V6H86ZM85 7V8H86ZM91 7V6H90ZM89 7V8H90ZM116 7V6H115ZM123 7V6H122ZM126 7V6H125ZM146 7V6H145ZM145 7H144V9H145ZM176 7V8H175ZM263 7V8H262ZM41 8H43V7H41ZM57 8V7H56ZM55 8V9H56ZM70 8V7H69ZM76 8V7H75ZM81 8H83V7H81ZM85 8H84V10H85ZM92 8V7H91ZM103 8H106L105 6L103 7ZM112 8V7H111ZM156 8V7H155ZM55 9H52V12H53V10H54V12H55ZM72 9V8H71ZM88 8H86V12L89 10H87ZM93 9V8H92ZM117 9V8H116ZM131 9V8H130ZM135 9V8H134ZM157 9V8H156ZM77 10V9H76ZM79 10V9H78ZM105 10H107V9H105ZM127 10H129L127 7H126V11ZM148 10H150V8L148 9ZM41 11V10H40ZM75 10H73V12H74ZM81 11H83V9H81ZM104 11V10H103ZM112 11V10H111ZM131 11V10H130ZM144 11V10H143ZM155 11V10H154ZM161 11V10H160ZM51 12V13H52ZM72 12V11H71ZM77 12V11H76ZM76 12H74V13H76ZM85 12V11H84ZM106 12V11H105ZM149 12V11H148ZM156 12V11H155ZM164 12V13H165ZM262 12V13H261ZM82 13V12H81ZM104 13V12H103ZM113 13H115L114 11H113ZM117 14H118V12H116ZM153 13V12H152ZM167 13H165V14H167ZM46 14V13H45ZM70 14H73V13H70ZM77 14V13H76ZM80 14V13H79ZM84 14V13H83ZM108 14H110V13H108ZM126 14H129L128 12H126ZM134 14V13H133ZM144 14H146V13H144ZM50 15V14H49ZM57 15V16H56ZM62 15H60V16H62ZM78 15V14H77ZM77 15H74V17L75 16H77ZM101 15V14H100ZM111 15V14H110ZM113 15V14H112ZM131 15H132V13H131ZM149 15H150V13H149ZM46 16V15H45ZM57 18H56V17ZM59 16V17H60ZM102 16H103V14H102ZM147 16V15H146ZM145 16V17H146ZM152 16H154V15H152ZM40 17V16H39ZM63 17V16H62ZM69 17H71V16H69ZM93 17V16H92ZM104 17V16H103ZM102 17V18H103ZM107 17V16H106ZM111 17V16H110ZM176 19H175V18ZM42 18V17H41ZM43 18H44V16H43ZM69 19V20H67V19ZM83 18V17H82ZM81 18V19H82ZM85 18H86V16H85ZM90 19H92L91 17H89ZM109 18V15H108V17H107V19ZM112 18L113 19H115L114 18V15L112 16ZM141 18V17H140ZM162 18V17H161ZM39 19V18H38ZM38 19L36 20V22H38ZM58 19V20H57ZM61 19V18H60ZM67 21H69L68 23L66 22V20ZM87 19V18H86ZM107 19H106V21H107ZM127 19V18H126ZM41 20V19H40ZM44 20H45V18H44ZM72 20V19H71ZM78 20V19H77ZM84 20V19H83ZM103 20H104V18H103ZM120 20V19H119ZM161 20V19H160ZM203 22H202V21ZM215 20H217V21H215ZM32 21L35 23V26H34V24L32 23ZM65 23H64V22ZM88 21V23H89V20H86V22ZM92 21V20H91ZM105 20H104V25H106L105 24V22H106ZM115 21V20H114ZM126 21V20H125ZM129 21H131V20H129ZM151 21H152V19H151ZM153 21H155L154 19H153ZM178 21V22H177ZM73 22V21H72ZM71 22V23H72ZM79 22V21H78ZM83 22V21H82ZM108 22V21H107ZM111 22V21H110ZM109 22V23H110ZM134 22V21H133ZM155 22H157V20L155 21ZM201 22V23H200ZM40 23V22H39ZM50 23V24H49ZM55 23V22H54ZM60 23V24H59ZM67 23V24H66ZM80 23V22H79ZM97 23V22H96ZM95 23V24H96ZM119 23V22H118ZM208 23V24H207ZM41 24H42V21H41ZM46 24V25H45ZM73 24V23H72ZM72 24H71V26H72ZM91 24V23H90ZM93 24V23H92ZM101 24H103V23H101ZM30 25L32 26L33 25V27H30ZM39 25V24H38ZM76 25V24H75ZM98 25V24H97ZM103 25V26H104ZM111 25V24H110ZM155 25V24H154ZM207 25H209V26H207ZM40 26V25H39ZM46 26V27H45ZM54 25H52V27H53ZM59 26V27H60ZM79 26V25H78ZM83 26H86V25H83ZM88 26V25H87ZM93 26V25H92ZM96 26V25H95ZM100 26V25H99ZM127 26V25H126ZM135 26V25H134ZM149 26V25H148ZM157 26V25H156ZM162 26V25H161ZM167 26H168V24H167ZM166 26V27H167ZM183 27V30H181L182 28H180V30H179V27ZM4 27H6V28H16V27H19V28H21V29H23V28H26V27H28V28H30V30L28 29V31H30V32H27V33H29L28 35H26L27 37L25 38L23 35H22V32H19V36L17 35L18 33L16 32V30H14L17 34H16V36L15 35H13V36H15V37H13L12 35V43H13V50H14V53L13 52H11V53H13V54H8V49L7 48H9V47H7L6 46V44L4 43V42H6L5 40L3 41L2 39H4V34H3V31L5 30L4 29ZM36 27H38V29L36 28ZM40 27H42V25L40 26ZM76 27V26H75ZM90 28H91V26H89ZM94 27V26H93ZM92 27V28H93ZM100 27H102V26H100ZM106 27V26H105ZM104 27V28H105ZM109 26H107V28H108ZM137 27V26H136ZM150 27V26H149ZM170 27V28H171ZM209 27V28H208ZM32 28V29H31ZM68 28H70V24H68ZM79 28V27H78ZM86 29H87V27H85ZM115 28V27H114ZM127 28V27H126ZM129 28H130V23H129ZM129 28H128V30H129ZM178 28V29H177ZM4 29V30H3ZM55 29V28H54ZM53 29V30H54ZM61 29V28H60ZM82 29V28H81ZM94 29L96 30V28L94 27ZM99 29V28H98ZM98 29L96 30V31H98ZM113 29V28H112ZM156 29H158V27L156 28ZM171 29H173V28H171ZM177 29V30H176ZM8 30V29H7ZM18 30V29H17ZM25 30V29H24ZM45 30V31H44ZM68 30L69 29H67L66 30V34H68ZM87 30H89V32H91L90 31V29L88 28ZM87 30L85 31V29L84 30H81L82 31V33H83V31H84V33L85 32H87ZM92 30V29H91ZM154 30V29H153ZM56 31V30H55ZM58 31V30H57ZM75 31H77V29L75 30ZM108 31V30H107ZM106 31V32H107ZM156 31V30H155ZM169 31V30H168ZM180 31L182 32V33H180ZM26 32H23V33H25L26 34ZM45 32V33H44ZM151 32V31H150ZM178 32H179V34H178ZM6 33H7V31H6ZM10 33V32H9ZM20 33H21V35H20ZM95 33V32H94ZM100 33V32H99ZM104 33H105V31H104ZM112 33V32H111ZM132 33V32H131ZM158 33V32H157ZM163 34H165L164 33V31L162 32ZM264 33V32H263ZM3 34V35H2ZM13 34V33H12ZM24 34V35H25ZM56 34V33H55ZM57 34H58V32H57ZM79 34V33H78ZM98 34V33H97ZM101 34V33H100ZM151 34V33H150ZM162 34V35H163ZM9 35V34H8ZM80 35H81V32H80ZM84 35V34H83ZM82 35V36H83ZM105 35V34H104ZM111 35V34H110ZM109 35V36H110ZM153 34H151V36H152ZM161 35V36H162ZM2 36H3V38H2ZM66 36H68V35H66ZM65 36V37H66ZM95 36V35H94ZM100 36V35H99ZM108 36V35H107ZM176 36H175V38H176ZM92 37V36H91ZM149 37V36H148ZM156 37V36H155ZM169 37V36H168ZM172 37V36H171ZM8 38H9V36H8ZM54 38L56 39V40H54ZM67 38V37H66ZM80 38H82V37H80ZM85 38V37H84ZM84 38H82V39H84ZM89 38V37H88ZM132 38V37H131ZM181 38H183V39H181ZM64 39V38H63ZM110 39V38H109ZM167 39V38H166ZM54 40V41H53ZM60 40V39H59ZM86 40H88V39H86ZM127 40V39H126ZM147 40V39H146ZM160 40H161V38H160ZM165 40V39H164ZM173 40H175V39H173ZM61 41H62V39H61ZM64 41V40H63ZM81 42H82V40H80ZM145 41V40H144ZM150 41V40H149ZM23 42H27V44H22ZM77 42H78V38H77ZM89 42H92V41H89ZM169 42H171V41H169ZM7 43V42H6ZM8 43H10V42H8ZM58 43H59V45H58ZM64 43V42H63ZM83 43V42H82ZM85 43V42H84ZM83 43V44H84ZM161 43V42H160ZM173 43V42H172ZM178 43H180V44H178ZM23 46H26V47H23ZM67 44V43H66ZM83 44H82V46H83ZM85 44H87V43H85ZM149 44V43H148ZM167 44V43H166ZM169 44V43H168ZM174 44V45H175ZM8 46H10L11 47V43L10 44H7ZM21 45V46H20ZM108 45V44H107ZM155 45V44H154ZM110 46H112V45H110ZM158 46H160V44L158 45ZM165 46V45H164ZM171 46H173V45H171ZM182 46V47H181ZM145 47H147V46H145ZM169 47V46H168ZM40 48V47H39ZM39 48L37 49V50H39ZM63 48H64V46H63ZM66 48V47H65ZM82 48V47H81ZM81 48H79L80 50H81ZM84 48H85V46H84ZM103 48V47H102ZM107 48V47H106ZM112 48V47H111ZM132 48V47H131ZM156 48V47H155ZM165 48H167V45L165 46ZM177 48V47H176ZM186 48H188V50L186 51ZM71 49V48H70ZM179 49H178V51H179ZM183 49H182V52L184 53V51H183ZM10 50V49H9ZM22 50V51H21ZM86 50H87V48H86ZM120 50V49H119ZM167 50V49H166ZM168 50H169V48H168ZM172 50V51H171ZM170 51L171 52H173V49H171ZM35 51V52H34ZM111 51V50H110ZM10 52V51H9ZM42 52V51H41ZM71 52V51H70ZM69 52V53H70ZM147 52V51H146ZM176 52V51H175ZM181 52V51H180ZM180 52L178 53L179 55H180ZM181 52V53H182ZM78 53V52H77ZM91 53V52H90ZM106 53V52H105ZM109 53V52H108ZM160 53V52H159ZM38 54H40V55H38ZM89 54V53H88ZM88 54H86V55H88ZM112 54V53H111ZM116 54V53H115ZM115 54H113V55H115ZM173 55H174V53H172ZM77 56H78V54H76ZM104 55V54H103ZM107 55V54H106ZM112 55V56H113ZM159 55V54H158ZM69 56V55H68ZM71 56V55H70ZM69 56V57H70ZM102 56V55H101ZM119 56V55H118ZM25 57H27V59L25 58ZM80 57H82V56H80ZM79 57V58H80ZM89 57V56H88ZM108 57V56H107ZM114 57V56H113ZM164 57V56H163ZM198 57H195V59L196 58H198ZM24 58H25V60H24ZM65 58V57H64ZM85 58H86V56H85ZM172 58V57H171ZM179 57H177V58H173V59H178ZM188 58H190V59H188ZM187 59H186V62H191V61H193V60H195L194 59V57L192 56V58H193V60L191 59V57H188ZM200 58H198V60L199 61H201L200 60ZM41 59L39 60V59H37V61H36V63L37 62H41ZM70 59V58H69ZM91 59V58H90ZM100 59V58H99ZM116 59V58H115ZM118 59V58H117ZM120 59V58H119ZM170 59V58H169ZM27 60V61H26ZM39 60V61H38ZM62 60V59H61ZM104 60V59H103ZM109 60V59H108ZM114 60V58H112V60H110V61H113ZM133 60V59H132ZM156 60V59H155ZM179 60H181V59H179ZM69 61H71V60H69ZM102 61V60H101ZM110 61H107L106 62V66L108 65L107 63L108 62H110ZM171 61H173V60H171ZM197 63H198V65H199V61H197V59L195 60ZM195 61H193V62H195ZM62 62V61H61ZM86 62H88V60L86 59ZM85 62V63H86ZM117 62V61H116ZM195 62V63H196ZM205 62H202V64H201V62H200V65L201 66H203V67H205V65L203 64V63H205ZM68 63V62H67ZM77 63V62H76ZM81 63V62H80ZM90 63V62H89ZM89 63H87V64H89ZM105 63V62H104ZM104 63H102V64H104ZM115 63V62H114ZM167 63V62H166ZM173 63V62H172ZM175 63V62H174ZM183 64H184V62H182ZM211 64V65H209V64ZM37 64H39V63H37ZM72 64H74V63H72ZM112 64L113 63H111L110 64V66L112 67ZM141 64V63H140ZM179 64H181V63H179ZM66 65H68V64H66ZM70 65H71V63H70ZM77 65H79V64H77ZM96 65V64H95ZM101 65V64H100ZM118 65V64H117ZM120 65V64H119ZM167 65V64H166ZM195 65H197V64H195ZM214 66V68H211V67H213ZM32 66H34V67H37V68H35L34 69V67H32ZM72 66V65H71ZM70 66V67H71ZM85 66V65H84ZM87 67H85V68H88V66L89 65H86ZM104 66V65H103ZM109 66V67H110ZM115 66V67H114ZM188 66H191L190 64L188 65ZM192 66H193V63H192ZM200 66V67H201ZM33 69H32V68ZM60 67V66H59ZM70 67L68 68V69H70ZM108 67V66H107ZM108 67V68H109ZM111 67H110V72H111ZM113 67L115 68V70H114V72L116 71V63H115V65L113 64ZM113 67H112V70H113ZM180 67V66H179ZM203 67H201L202 69H203ZM39 68V69H38ZM83 68V67H82ZM100 68V67H99ZM160 68V67H159ZM165 68V67H164ZM170 68V67H169ZM192 68V67H191ZM194 68V67H193ZM205 68H208V67H205ZM38 69V70H37ZM72 69V68H71ZM70 69V70H71ZM84 69V68H83ZM102 69V68H101ZM121 69V68H120ZM171 69V68H170ZM198 69H200L198 66H197V70ZM209 69V68H208ZM74 70V69H73ZM207 70V69H206ZM40 71V70H39ZM38 71V72H39ZM44 71H42L41 73H43ZM69 71V70H68ZM83 71V70H82ZM85 71V70H84ZM102 71V70H101ZM108 71V70H107ZM107 71H106V73H107ZM201 71H203V70H201ZM207 71V72H208ZM75 72V71H74ZM78 72H79V70H78ZM77 72V73H78ZM100 71H97V73H99ZM113 72V71H112ZM172 72V71H171ZM200 72V71H199ZM49 73H47V74H49ZM69 73V72H68ZM72 73H73V71H72ZM76 73V74H77ZM90 73V72H89ZM88 72H87V74H89ZM108 73H109V71H108ZM117 73H119V72H117ZM176 73V72H175ZM204 73H205V70H204ZM203 73V74H204ZM212 73V74H213ZM219 73V74H218ZM54 74V73H53ZM65 74H66V72H65ZM75 74V73H74ZM76 74H75V76H76ZM112 74H114V73H112ZM112 74H110L111 76H113ZM116 74V73H115ZM120 74V73H119ZM169 74V73H168ZM184 74H186V73H184ZM36 75V76H35ZM42 75V74H41ZM55 75V74H54ZM68 75V74H67ZM66 75V76H67ZM84 75V74H83ZM95 75V74H94ZM104 75V74H103ZM110 75H108V76H110ZM123 75V74H122ZM171 75H173L172 73H171ZM171 75H170V77H171ZM44 76V75H43ZM60 76V75H59ZM58 76V77H59ZM73 76V75H72ZM89 76V75H88ZM99 76H100V74H99ZM106 76V75H105ZM105 76H103V77H105ZM118 76V75H117ZM116 76V77H117ZM201 76H202V74H201ZM208 76V75H207ZM206 76V77H207ZM53 77V76H52ZM56 77V76H55ZM57 77V78H58ZM79 77V76H78ZM101 77H102V72H101ZM209 77V76H208ZM67 78V77H66ZM73 78V77H72ZM77 77H75V79H76ZM87 78V77H86ZM93 78V77H92ZM94 78H95V76H94ZM164 78V77H163ZM171 78H173V76L171 77ZM194 78V77H193ZM209 78H212V77H209ZM215 78V80H216V77H214ZM96 79V78H95ZM112 79V78H111ZM129 79V78H128ZM176 79V78H175ZM187 79V78H186ZM41 80V79H40ZM67 80V79H66ZM73 80V79H72ZM71 80V81H72ZM77 80V79H76ZM75 80V81H76ZM83 80V79H82ZM85 80V79H84ZM114 80H116V78L114 79ZM188 80V79H187ZM202 80H204V79H202ZM216 80V81H217ZM47 82H48V80H46ZM59 81V80H58ZM57 81V82H58ZM90 81H92V80H90ZM89 81V82H90ZM171 81V80H170ZM216 81H214V82H216ZM87 82H88V80H87ZM111 82H112V80H111ZM111 82H110V84H111ZM53 83V82H52ZM75 83V82H74ZM198 83V82H197ZM38 84V85H37ZM46 84V83H45ZM70 84V83H69ZM72 84V83H71ZM117 84V83H116ZM131 84V83H130ZM41 85V84H40ZM51 85V84H50ZM78 84L76 83V86H77ZM83 85H86V84H83ZM112 85V84H111ZM114 85V84H113ZM112 85V86H113ZM163 85V84H162ZM199 85V84H198ZM212 85H214V84H212ZM222 85V86H223ZM49 86V85H48ZM54 86V85H53ZM56 86V85H55ZM76 86H74V87H76ZM111 86V87H112ZM125 86V85H124ZM219 86V85H218ZM51 87H52V85H51ZM61 87V86H60ZM65 87V86H64ZM73 87V86H72ZM71 87V88H72ZM84 87V86H83ZM215 87H216V85H215ZM219 87H221V86H219ZM66 88V87H65ZM81 89H82V87H80ZM153 88V87H152ZM217 88V87H216ZM41 89V88H40ZM45 89V88H44ZM50 89H52V88H49V92H50ZM58 89V88H57ZM76 90H77V87L75 88ZM85 89V88H84ZM95 89V88H94ZM108 89H109V87H108ZM207 89V88H206ZM206 89H205V91H206ZM208 89H210V88H208ZM67 90V89H66ZM80 90V89H79ZM211 90V89H210ZM218 90V89H217ZM216 90V91H217ZM221 90V89H220ZM52 91V90H51ZM68 91H70V90H68ZM74 91V90H73ZM73 91H72V93H73ZM86 92L87 91H89V90H85ZM110 91H112V90H110ZM198 91V90H197ZM219 91V90H218ZM47 92V91H46ZM48 92V93H49ZM55 92V91H54ZM67 91H65V93H66ZM99 92V91H98ZM108 92V91H107ZM115 92V91H114ZM151 92V91H150ZM199 92H201V91H199ZM208 92V91H207ZM221 92V93H222ZM40 93H42V96H40ZM68 93V92H67ZM70 93V92H69ZM89 92H87V94H88ZM111 94L113 93V92H110ZM109 93V94H110ZM198 93V92H197ZM219 93H220V91H219ZM19 94H21V95H19ZM75 94V93H74ZM73 94V95H74ZM82 94V93H81ZM83 94H84V92H83ZM86 94V95H87ZM115 94V93H114ZM133 94V93H132ZM131 94V95H132ZM199 94V93H198ZM44 95V96H45ZM51 95H53V94H51ZM57 95V94H56ZM79 95V94H78ZM103 95V94H102ZM105 95V94H104ZM113 95V94H112ZM122 95V94H121ZM218 96H219V94H217ZM216 95V96H217ZM221 95V94H220ZM19 96H20V98H19ZM63 96H66L67 97V95H63ZM76 96V95H75ZM111 96V95H110ZM151 96V95H150ZM205 96H207V95H205ZM61 97V96H60ZM83 97V96H82ZM85 97H87V96H85ZM106 97V96H105ZM204 97V96H203ZM62 98V97H61ZM65 98V97H64ZM70 98V97H69ZM112 98V97H111ZM110 98V99H111ZM122 98V97H121ZM156 98V97H155ZM14 99H16V100H19L18 102H16V101H14ZM52 99H53V97H52ZM56 99V98H55ZM72 99V98H71ZM88 99V98H87ZM104 99V98H103ZM208 99H209V97H208ZM212 99V98H211ZM225 99V100H226ZM63 100V99H62ZM64 100H66V99H64ZM213 100H215V99H213ZM224 100V101H225ZM16 103V105H14L15 103ZM61 101V100H60ZM73 101V100H72ZM82 101V100H81ZM105 101V100H104ZM107 101V100H106ZM106 101H105V103H106ZM110 101V100H109ZM115 101H117V100H115ZM261 101V102H260ZM53 102V101H52ZM69 102V101H68ZM111 102H113V101H111ZM118 102V101H117ZM203 102H204V100H203ZM215 102V101H214ZM67 103V102H66ZM82 103V102H81ZM110 103V102H109ZM207 103V102H206ZM61 104V103H60ZM63 104V103H62ZM214 104V103H213ZM251 104L252 105H257L256 107H255V105L252 107L251 106ZM69 105H71V104H69ZM88 105V104H87ZM106 105V104H105ZM113 105V104H112ZM202 105V104H201ZM215 105V104H214ZM218 105V104H217ZM261 105V106H260ZM103 106V105H102ZM236 107V108H238L239 109V107ZM77 107V106H76ZM111 107V106H110ZM114 107V106H113ZM189 107H190V105H189ZM258 107H260L259 109H258ZM70 108V107H69ZM74 108V107H73ZM103 108H105L104 106H103ZM107 108V107H106ZM156 108V107H155ZM206 108V107H205ZM213 108V107H212ZM215 108V107H214ZM48 109V110H47ZM72 109V108H71ZM77 109V108H76ZM81 109V108H80ZM89 109V108H88ZM101 109V108H100ZM162 109V108H161ZM241 109V110H242ZM45 110H47L46 112H45V114H44V112L43 111H45ZM74 111H75V109H73ZM73 110H68L65 114L64 113H62L61 115H62V117L59 119V121L60 120H62V121H60L61 123L60 124H62V123H64L63 125H65L64 127H63V132H64V130H65V135H64V139H65V141H66V145H68L69 147H67V152L69 153H67L66 151V154L70 157V154L72 155V156H74V155H76L75 153H74V150L72 149V147L70 148V138L71 137H69V131H71V128H73L72 127V122L73 121H75L74 119H73V117H72V122H71V119L68 117V118H66L67 116H69V115H71L72 114V111ZM84 110H86V107L84 108ZM237 110V109H236ZM71 112V114H69L70 112ZM89 111V110H88ZM87 111V112H88ZM147 111V110H146ZM167 111V110H166ZM41 112H43L42 113V116L43 117H41L40 116V114H41ZM62 112V111H61ZM75 112H77V111H75ZM78 112H79V110H78ZM86 112V114H89V112L87 113ZM99 112V111H98ZM74 113V112H73ZM96 113V112H95ZM99 113H101L102 114V112L100 111ZM98 113V114H99ZM173 113V112H172ZM179 113V112H178ZM190 113V112H189ZM198 113H199V111H198ZM204 113V112H203ZM236 113V112H235ZM238 113V112H237ZM256 113V112H255ZM260 113V112H259ZM63 114H64V117H63ZM69 114V115H68ZM75 114V117H79V114H81V112L78 114V113H74ZM76 114H78L77 116H76ZM105 114V113H104ZM211 114V113H210ZM67 115V116H66ZM180 115V114H179ZM208 115V114H207ZM222 115V114H221ZM66 116V117H65ZM88 116V115H87ZM87 116H85L86 117V119H87ZM92 116V115H91ZM99 116V115H98ZM106 116V115H105ZM131 116V115H130ZM258 116V115H257ZM256 116V117H257ZM259 116H261V118H262V115H259ZM38 117H39V120H38ZM48 117H49V115H48ZM47 117V118H48ZM59 117V116H58ZM82 117H84V115L82 116ZM179 117V116H178ZM249 117H250V115H249ZM63 118L65 119V120H63ZM81 118V117H80ZM102 118V117H101ZM106 118V117H105ZM49 119V118H48ZM48 119H46V120H48ZM56 119H57V117H56ZM56 119H55V121H56ZM79 119V118H78ZM84 119V118H83ZM97 120H99V117L98 118H96ZM104 119V118H103ZM107 119V118H106ZM253 119V118H252ZM9 120L13 123V122H15V123H11L10 122V124H12V125H10L9 124ZM54 120V119H53ZM80 120V119H79ZM96 120V121H97ZM39 121V122H38ZM85 121V120H84ZM104 121V120H103ZM130 121H131V119H130ZM150 121V120H149ZM260 121V120H259ZM262 121V120H261ZM48 122V121H47ZM76 122V121H75ZM80 122V121H79ZM81 122H83V121H81ZM98 122V121H97ZM100 122H102V120L100 121ZM99 122V123H100ZM54 123V122H53ZM84 123V122H83ZM188 123V122H187ZM258 123V122H257ZM263 123V122H262ZM92 124V123H91ZM135 124V123H134ZM256 124V123H255ZM7 125V126H8ZM38 125V126H39ZM48 125H50V124H48ZM62 125V126H63ZM74 125V124H73ZM97 125V124H96ZM101 125V124H100ZM104 125V124H103ZM31 126V127H30ZM37 126V127H38ZM55 126V125H54ZM58 126V125H57ZM79 126V125H78ZM78 126H76V127H78ZM99 126V125H98ZM104 126H106V125H104ZM131 126V125H130ZM17 127V126H16ZM33 127V128H34ZM36 127V128H37ZM51 127V126H50ZM65 127H66V129H65ZM103 127V126H102ZM102 127H98V129L99 128H102ZM264 127V126H263ZM7 128H11V127H6V130L5 131H8V129ZM44 128V127H43ZM107 128V127H106ZM105 128V129H106ZM12 129V128H11ZM11 129H10V131H11ZM19 129V128H18ZM35 129V128H34ZM74 129V128H73ZM72 129V130H73ZM96 129H97V127H96ZM135 129V128H134ZM245 129V128H244ZM256 129V128H255ZM26 130V128L24 129V131ZM32 129H30V131H31ZM41 130H42V128H41ZM45 130V129H44ZM46 130H47V128H46ZM99 130H101V129H99ZM107 130H108V128H107ZM249 130H251V129H249ZM263 130V129H262ZM18 131V130H17ZM24 131H22L20 134H21V136H23L24 134L23 133H25ZM29 131V130H28ZM28 131L26 132V134L28 133ZM29 131V133L28 134H30V133H32V132H30ZM33 131V130H32ZM35 131V130H34ZM33 131V132H34ZM43 131V130H42ZM61 131H62V128H61ZM102 131V130H101ZM172 131V130H171ZM12 132V131H11ZM47 132V131H46ZM45 132V133H46ZM105 132H106V130H105ZM245 132V131H244ZM264 132V131H263ZM262 132V133H263ZM43 133V132H42ZM77 133V132H76ZM253 133V132H252ZM8 134H10V132L8 133ZM39 134V136H40V133H38ZM75 134V133H74ZM80 134V133H79ZM101 134V133H100ZM100 134H99V137H100ZM109 134V133H108ZM108 134H107V136H108ZM62 135H63V133H62ZM71 135V134H70ZM95 135V134H94ZM110 135V134H109ZM235 135V134H234ZM253 135V134H252ZM11 136V135H10ZM45 135H43V137H44ZM59 136V135H58ZM72 136H73V134H72ZM79 136V135H78ZM102 137L104 136V135H101ZM129 136V135H128ZM223 136V135H222ZM15 137V136H14ZM76 137V136H75ZM94 137H96V136H94ZM133 137V136H132ZM136 137V136H135ZM134 137V138H135ZM8 138V137H7ZM21 138V137H20ZM19 138V139H20ZM31 138H32V136H31ZM40 138H41V136H40ZM63 138V136L61 137V139ZM97 138V137H96ZM101 138V137H100ZM22 139V138H21ZM43 139V138H42ZM63 139V140H64ZM75 139V138H74ZM112 139V138H111ZM224 138H222V140H223ZM5 140V141H4ZM34 140V139H33ZM33 140H31V141H33ZM40 140V139H39ZM47 140V139H46ZM53 140V139H52ZM60 140V139H59ZM58 140V141H59ZM63 140H61V141H63ZM99 140V139H98ZM108 140V139H107ZM260 140V139H259ZM24 141H25V139H24ZM37 141V140H36ZM45 141V140H44ZM64 141V142H65ZM104 141V140H103ZM114 141V140H113ZM128 141H129V139H128ZM15 142V141H14ZM19 142V141H18ZM28 142V141H27ZM62 143V144H64L65 145V143ZM69 142V143H68ZM89 142V141H88ZM91 142V141H90ZM106 142V141H105ZM109 142V141H108ZM108 142H106V143H108ZM224 142H225V140H224ZM8 143H9V141H8ZM8 143H6V144H8ZM30 143V142H29ZM33 143H34V141H33ZM43 143V142H42ZM51 143V142H50ZM74 143V142H73ZM133 142H131V144H132ZM135 143V142H134ZM234 143V142H233ZM14 144V143H13ZM39 144H41V143H39ZM45 144V143H44ZM43 144V145H44ZM57 144H60V146H61V150H65V148H63L62 149V145H61V143H57ZM97 144H99V143H96L94 146H96ZM226 144V143H225ZM230 144V143H229ZM244 144H246V143H244ZM21 145V144H20ZM31 145V144H30ZM42 145V144H41ZM49 145H52V147L55 145V144H49ZM65 145V146H66ZM83 145V144H82ZM108 145V144H107ZM9 146V145H8ZM18 146V145H17ZM36 146V145H35ZM48 146V144L46 143V145H45V148H44V146L42 147L43 148V150H42V152H44V149H46V147ZM58 147H60L59 145H57ZM74 146V145H73ZM40 147V146H39ZM51 147V148H52ZM64 147V146H63ZM83 147V146H82ZM81 147V148H82ZM109 147V146H108ZM107 147V148H108ZM110 147H112V146H110ZM132 147V146H131ZM136 147V146H135ZM18 148V147H17ZM31 148V147H30ZM34 148V147H33ZM35 148H37V147H35ZM49 150L51 149V148H49V147H47ZM54 148V147H53ZM87 148V147H86ZM90 148H91V146H90ZM90 148H89V150H90ZM129 148H130V146H129ZM142 148V147H141ZM14 149V148H13ZM38 149V148H37ZM37 149H36V151H37ZM40 149V148H39ZM83 149V148H82ZM103 149V148H102ZM102 149H101V151H102ZM109 149V148H108ZM108 149H107V151H108ZM135 149V148H134ZM232 149V148H231ZM255 149V148H254ZM12 150V149H11ZM16 150H14V151H16ZM32 150H34L35 151V149H32ZM41 150V149H40ZM57 150H59V149H57ZM88 150V149H87ZM111 150V149H110ZM110 150H109V152H110ZM140 150V149H139ZM239 150V149H238ZM77 150H75V152H76ZM82 151V150H81ZM80 151V152H81ZM100 151V152H101ZM106 151V150H105ZM106 151V152H107ZM137 151V150H136ZM5 152V153H4ZM24 152H26V153H24ZM54 152H57L56 151V147H55V151ZM61 152V151H60ZM64 152V151H63ZM105 152V153H106ZM108 152V153H109ZM113 152H115V150H113ZM128 152H129V150H128ZM236 152V151H235ZM248 152V151H247ZM246 152V153H247ZM6 153H8V155L6 154ZM36 153V152H35ZM76 153H79V150H78V152H76ZM89 153V152H88ZM97 153V152H96ZM5 154V155H4ZM26 154V156L27 157H25L24 155ZM61 154V153H60ZM65 153H64V156H67ZM80 154V153H79ZM104 154V153H103ZM102 154V155H103ZM112 154V153H111ZM11 155V154H10ZM45 155V154H44ZM59 155V154H58ZM85 155V154H84ZM98 155V154H97ZM108 155V154H107ZM210 155V154H209ZM241 155V154H240ZM5 156H8L9 158V162L11 163V165H10V163H8V165H6V163H4V164H2V161H4L5 159H6V157ZM14 156V157H13ZM24 156V157H23ZM35 156V155H34ZM63 156V157H64ZM71 156V157H72ZM78 156V155H77ZM75 157V159L76 160H78V161H76V165H79L77 162H79V157ZM99 156V155H98ZM101 156V155H100ZM112 155H110V157H111ZM131 156V155H130ZM4 157H5V159H4ZM20 157H23V158H21L20 160H19V158ZM33 157V158H32ZM46 157L44 158V160L46 159ZM55 157V156H54ZM66 158V159H69V160H72V161H74V157H72V159H71V157L70 158ZM82 157V156H81ZM107 157V156H106ZM24 158H27V159H24ZM79 158V159H78ZM87 158V157H86ZM93 158V157H92ZM112 158V157H111ZM141 158H143V157H141ZM22 159H24V160H22ZM37 159V160H36ZM41 159H43V158H41ZM55 159V160H54ZM62 159V158H61ZM65 159V160H66ZM88 159V158H87ZM107 159H110L109 158V156L107 157ZM127 159H128V157H127ZM26 160V161H25ZM68 160V161H69ZM98 160V159H97ZM131 160H132V158H131ZM135 160V159H134ZM30 161V160H29ZM62 161V160H61ZM64 161V160H63ZM108 162H109V160H107ZM106 161V162H107ZM129 161H130V159H129ZM6 162V161H5ZM21 162H23L22 163V165H20L21 164ZM32 162H34V161H32ZM36 162H34L35 164H37ZM58 162H59V160H58ZM64 162H66L67 163V160L66 161H64ZM102 162V161H101ZM104 162V161H103ZM125 162V161H124ZM134 162V161H133ZM30 163V162H29ZM80 163H81V161H80ZM84 163V162H83ZM90 163H91V161H90ZM95 163V162H94ZM110 163H111V161H110ZM126 163V162H125ZM129 163V162H128ZM130 163H132V161L130 162ZM136 163V162H135ZM33 163H31V165H32ZM38 164H40V163H38ZM40 164V165H41ZM74 164H75V162H74ZM105 164V163H104ZM108 164V163H107ZM107 164H105V165H107ZM10 165V166H9ZM60 165V164H59ZM73 165V164H72ZM88 165V164H87ZM102 165V164H101ZM134 165V164H133ZM141 165V164H140ZM151 165V164H150ZM149 165V166H150ZM9 166V167H8ZM21 166V167H20ZM28 166H30V164L28 165ZM43 168H45V165H41ZM40 166V167H41ZM71 166V165H70ZM75 166V165H74ZM80 166H81V164H80ZM98 166V165H97ZM96 166V167H97ZM100 166V165H99ZM108 166V165H107ZM106 166V167H107ZM129 166H131V165H129ZM135 166V165H134ZM145 166V165H144ZM154 166V165H153ZM152 166V167H153ZM25 167L27 168V166L25 165ZM24 167V168H25ZM79 167V166H78ZM114 167H115V165H114ZM8 168H9V170H8ZM10 168H11V170H10ZM42 168V171L44 170ZM105 168V167H104ZM103 168V170H105ZM132 168V167H131ZM252 168V167H251ZM69 169V168H68ZM67 169V170H68ZM81 169V168H80ZM93 169H94V167H93ZM92 169V170H93ZM133 169V168H132ZM148 169V168H147ZM146 169V170H147ZM154 168H152V170H153ZM20 170H21V172H20ZM27 170H28V168H27ZM61 170V169H60ZM64 170V169H63ZM99 170V169H98ZM137 170V169H136ZM242 170V169H241ZM62 171V170H61ZM77 171H78V169H77ZM97 171V170H96ZM101 171V170H100ZM114 171V170H113ZM123 171V170H122ZM127 171V170H126ZM133 171V170H132ZM131 171V172H132ZM150 170H148V173L150 174L151 172H149ZM245 171V170H244ZM65 172H68V171H65ZM73 172V171H72ZM75 172V171H74ZM78 172H80V175L82 174L81 172H83L84 174L86 173V172H84V169H83V171L82 170H80V171H78ZM136 172V171H135ZM140 172V171H139ZM159 172V171H158ZM251 172V171H250ZM22 173V174H21ZM42 173V174H43ZM88 173V172H87ZM92 173V172H91ZM96 173V172H95ZM98 173V172H97ZM103 172L101 171V175H103V174H105V173H103ZM126 173V172H125ZM205 173V172H204ZM245 173V172H244ZM63 174V173H62ZM70 174V173H69ZM114 174H115V172H114ZM113 174V175H114ZM129 175L131 174V173H128ZM133 174V173H132ZM137 174V173H136ZM164 174V173H163ZM251 174V173H250ZM65 175V174H64ZM76 175V174H75ZM74 175V176H75ZM83 175V174H82ZM94 175V174H93ZM99 175H100V173H99ZM98 175V176H99ZM125 175H127V174H125ZM138 175V174H137ZM159 175H161V174H159ZM24 176V175H23ZM26 176H25V178H26ZM38 176V177H37ZM55 176V177H54ZM57 176H60L59 178L62 180V181H59L58 179H57ZM85 176V175H84ZM84 176H83V178H84ZM89 176V175H88ZM92 176V175H91ZM95 176H96V174H95ZM106 176V175H105ZM145 176H147V174L145 175ZM248 176V175H247ZM52 177V178H51ZM64 177V176H63ZM77 177V176H76ZM85 177H87V175L85 176ZM93 177V176H92ZM131 177V176H130ZM144 177V176H143ZM149 177H151V176H149ZM161 177V176H160ZM163 177V176H162ZM255 177V176H254ZM258 177V176H257ZM35 178V179H36ZM55 178V179H54ZM82 177L80 176V180H81V182L83 183V181H82V179H81ZM88 178V177H87ZM90 178V177H89ZM97 178V177H96ZM129 178V177H128ZM134 178H136V176L134 177ZM153 178V177H152ZM156 178V177H155ZM167 178V177H166ZM175 178V177H174ZM232 178V177H231ZM263 178V177H262ZM57 179V180H56ZM73 179V178H72ZM95 179V178H94ZM99 179V178H98ZM106 179V178H105ZM109 179V178H108ZM107 179V180H108ZM145 179V178H144ZM151 179V178H150ZM150 179H149V181H150ZM161 179H163V178H161ZM212 179V178H211ZM246 179V178H245ZM251 179V178H250ZM56 180V181H55ZM74 180V179H73ZM85 180V179H84ZM139 180V179H138ZM137 180V181H138ZM143 180V179H142ZM147 180V179H146ZM249 180V179H248ZM255 180V179H254ZM263 180H264V178H263ZM57 181H59L58 183L60 184V182H62V184L64 185V187L62 188V187H59L60 185L57 183ZM64 181H65V178H64ZM70 181V180H69ZM72 181V180H71ZM75 181H76V179H75ZM90 181V180H89ZM93 181V180H92ZM91 181V182H92ZM96 181V180H95ZM120 181H122V180H120ZM130 181V180H129ZM128 181V182H129ZM133 181H135V180H133ZM148 181V180H147ZM161 181V180H160ZM160 181H158V177H157V180H155V182H159V183H161ZM164 181V180H163ZM165 181H166V179H165ZM176 181V180H175ZM246 181V180H245ZM74 182V181H73ZM79 182V181H78ZM80 182V183H81ZM91 182H90V184H91ZM23 183H28V185L27 184H25V185H27L28 186V189H31V192L32 191H34V192H32V193H34L33 195H35V196H33L32 194L30 195L29 194V192H28V190H27V188H25L26 186H24V184ZM29 183H31V185L33 184H36V183H38V185L37 186H39L38 188L40 189V193H38L39 191H37L38 189H36L35 190V187H31V185H29ZM40 183V184H39ZM67 183V182H66ZM79 183V184H80ZM85 183V182H84ZM88 183V182H87ZM93 183V182H92ZM95 183V182H94ZM126 183V182H125ZM135 183H137V182H135ZM145 183V182H144ZM144 183H142V184H144ZM241 183V182H240ZM259 183V182H258ZM59 186H58V185ZM62 184H61V186H62ZM73 184H75V183H73ZM76 184H78V183H76ZM102 184H103V182H102ZM123 184V183H122ZM127 184V183H126ZM125 184V185H126ZM130 184H131V181H130ZM138 184V183H137ZM139 184H141V183H139ZM138 184V185H139ZM152 184V183H151ZM162 184V183H161ZM243 184V183H242ZM255 184V183H254ZM69 185V184H68ZM88 185V184H87ZM101 185V184H100ZM121 185V184H120ZM128 185V184H127ZM126 185V186H127ZM136 185V184H135ZM146 186H147V184H145ZM158 185V184H157ZM216 185V184H215ZM263 185V184H262ZM36 186V185H35ZM77 186V185H76ZM80 186V185H79ZM143 186V185H142ZM141 186V187H142ZM162 186V185H161ZM41 187V188H40ZM86 187V186H85ZM90 187V186H89ZM98 187V186H97ZM100 187V186H99ZM122 187V186H121ZM128 187V186H127ZM133 187V186H132ZM136 187V186H135ZM139 187V186H138ZM150 187H152V185L150 186ZM155 187V186H154ZM158 187V186H157ZM32 188H33V190H32ZM37 188V187H36ZM60 188H62V189H60ZM77 188V187H76ZM87 188V187H86ZM86 188H85V190H86ZM78 189V188H77ZM77 189H75V190H77ZM135 189V188H134ZM140 189V188H139ZM246 189V188H245ZM249 189V188H248ZM264 189V188H263ZM43 190V191H42ZM62 190V191H61ZM70 190V189H69ZM78 190H80V189H78ZM96 190V189H95ZM94 190V191H95ZM98 190V189H97ZM115 190L117 191V192H119L120 194H121V196L123 197V199H126L128 202H129V208H127L126 207V205H125V203H121L120 205L122 206V207H124L125 209H126V214L127 215H129L130 216V218L131 219H133V221L135 222V221H138L137 223H139V222H141V225H142V231L141 230H139L140 232H143L144 231V228H145V232L143 233V234H145V235H141L142 237L141 238H134L133 240H132V242L133 241H135V248L134 249H136V250H134L132 247H134V245L131 247V242L129 243L128 241H125V245L123 244V243H120V241H119V239H118V234H119V231H118V223L116 222H114L110 217H108V215H105V214H107V212H106V208H107V206H109L108 204V201H109V198H110V196L115 192ZM133 190V189H132ZM138 190V189H137ZM168 190V189H167ZM242 190V189H241ZM25 191H27V193L25 192ZM41 191H42V193H41ZM82 191V190H81ZM90 191H92V189L90 190ZM23 192H25V195L26 196H28V194L31 196V197H29L30 199L31 198H33L32 200H28V198H26V200H28V202L26 201L25 202V199L24 198H22L23 197ZM35 192H37V194H35ZM83 192V191H82ZM85 192V191H84ZM134 192V191H133ZM138 192V191H137ZM174 192V191H173ZM249 192V191H248ZM20 193H21V195H22V197H21V195H20ZM73 193H71V195L73 194ZM145 193V194H144ZM242 193H243V191H242ZM79 194H81L80 192H79ZM166 194H167V192H166ZM173 194H175V193H173ZM18 195H20V197H21V199H23V201L25 202L24 204L23 203H20V201H19V199H18ZM91 195V194H90ZM162 195V196H161ZM169 195V194H168ZM25 196V197H26ZM33 196V197H32ZM74 197L73 198H75L76 196L75 195H73ZM80 196V197H79ZM85 196H86V194H85ZM113 196V195H112ZM120 196V195H119ZM176 196V195H175ZM174 196V198H173V200L171 199V201H172V207H174V209H173V211L175 212L174 213V217H175V219L176 220H178V218H179V212H180V210H179V208H181L180 206H181V202L179 201V197L177 196V197H175ZM19 197V198H20ZM84 197V201L82 200V198ZM94 197V196H93ZM114 197V196H113ZM67 200H65V199ZM95 198V197H94ZM169 198V197H168ZM181 198V197H180ZM88 199V198H87ZM263 199V198H262ZM71 200H72V198H71ZM125 200V201H126ZM72 201V202H73ZM165 201V200H164ZM169 201H170V199H169ZM33 202V201H32ZM31 202V203H32ZM69 202V203H68ZM76 202V203H75ZM87 202V201H86ZM198 202V201H197ZM26 203H28V204H26ZM89 203V202H88ZM137 203V202H136ZM200 203V202H199ZM22 204V205H21ZM33 204V203H32ZM114 204V203H113ZM119 204V203H118ZM140 204V203H139ZM151 204H150V206H151ZM168 204H170V203H168ZM18 205H21L19 208V210H18V208H17V206ZM86 205V204H85ZM138 205V204H137ZM194 205V204H193ZM23 206V207H22ZM32 206H34V205H32ZM31 206V207H32ZM92 206V205H91ZM120 206V207H121ZM192 206V205H191ZM30 207V206H29ZM90 207V206H89ZM93 207V206H92ZM143 207H145V208H143ZM155 207V206H154ZM17 208V210L19 211V213H18V215L20 216V217H18L17 218V216H16V214L15 213H17V211L15 212V209ZM60 208V209H59ZM110 208V207H109ZM135 208V209H134ZM162 208V207H161ZM171 208V207H170ZM26 210L25 211H23L24 209H21L22 210V212H26L27 211V208H25ZM55 209L56 210H58V212L56 211V213H55ZM125 209H123V210H121V212L124 214V210ZM136 209H137V211H136ZM158 209V208H157ZM160 209V208H159ZM164 209V208H163ZM29 210H30V208H29ZM35 210H33V212L35 211ZM50 210H53V212H54V214L52 213V211H50ZM88 210H89V208H88ZM109 210V209H108ZM119 210V209H118ZM135 210V211H134ZM152 210V209H151ZM83 211H84V213H83ZM156 211V210H155ZM155 211H153V212H155ZM31 212V211H30ZM119 212V211H118ZM157 212V211H156ZM171 212V211H170ZM27 213V212H26ZM36 213V212H35ZM161 213V212H160ZM32 214V213H31ZM30 214V215H31ZM90 214V213H89ZM92 214V213H91ZM110 215H111V212L109 213ZM125 214V215H126ZM157 214V213H156ZM159 214V213H158ZM190 214V213H189ZM33 215H35V214H33ZM105 215V216H104ZM126 215V216H127ZM153 215H155V214H153ZM152 215V216H153ZM36 216V215H35ZM162 216V215H161ZM160 216V217H161ZM21 217H23V218H25L24 219V224L22 223L21 225H24V227H22V226H20V222H18L19 220H21V219H23V218H21ZM113 217V216H112ZM166 217V216H165ZM190 217V216H189ZM21 218V219H20ZM81 219V224H80V221H78V223H76V220L77 219ZM95 218V217H94ZM172 218V217H171ZM32 219H35L36 220V217H34V218H32ZM31 219V221H33ZM55 219V220H54ZM128 219V218H127ZM159 219V218H158ZM180 219V218H179ZM192 219V218H191ZM190 219V220H191ZM55 222H54V221ZM119 220V219H118ZM118 220H116V221H118ZM121 220V219H120ZM172 220V219H171ZM23 221V220H22ZM38 221V222H39ZM54 223H53V222ZM101 221H99V222H101ZM124 221V220H123ZM131 222H132V220H130ZM157 221V220H156ZM36 222V221H35ZM35 222L33 223L34 225H35ZM39 222V223H40ZM133 222V223H134ZM158 222H160V221H158ZM165 222V221H164ZM30 223V222H29ZM122 223V222H121ZM136 223V222H135ZM134 223V224H135ZM152 223H153V221H152ZM154 223H157V222H154ZM173 223V222H172ZM175 223H177V222H175ZM175 223L174 224H171V225H173V226H177L178 227V225H175ZM260 223V222H259ZM30 224H32V222L30 223ZM77 224H80V225H77ZM96 224V223H95ZM120 224V223H119ZM126 224V223H125ZM161 224H162V222H161ZM55 225H54V227H55ZM60 225V226H59ZM98 225V224H97ZM139 225V224H138ZM147 225V227L149 228V226ZM159 225V224H158ZM166 225V224H165ZM168 225V224H167ZM46 226V225H45ZM47 226H48V224H47ZM50 226V225H49ZM49 226L47 227V228H49ZM121 226V225H120ZM127 226H129V225H127ZM10 227H12L13 228V231H14V233H15V236H11V235H9V232L11 233V228ZM37 227V226H36ZM51 227V226H50ZM126 227V226H125ZM130 227V226H129ZM132 227V226H131ZM156 227V226H155ZM159 227V226H158ZM157 227V228H158ZM162 227H164V224H163V226ZM26 228V229H25ZM40 228V227H39ZM56 228H57V225H56ZM63 228H65V229H63ZM103 228V229H104ZM140 228V227H139ZM138 228V229H139ZM152 228H154L153 226H152ZM151 228V229H152ZM160 228V227H159ZM158 228V229H159ZM179 228V227H178ZM188 228H189V226H188ZM223 228V227H222ZM237 228V227H236ZM33 229H35L34 227H33ZM54 228H52L51 230H49V231H51V232H49V233H52V234H50L49 235V238H48V241H47V238H46V236H42L41 234H40V232H42V230H39L38 228H37V230L35 229V231H37L38 232V230L40 231L38 234H37V232L35 233V231H34V234H36V236H38L39 237V234L41 235V241H43V242H50V240L52 239V238H50V237H52L53 236V240H54V238H57V237H59V236H57V230L56 231H53L52 232V230H53ZM58 229V228H57ZM122 229H124V228H122ZM136 229H137V227H136ZM47 230V229H46ZM58 230V231H59ZM67 231L66 233L67 234H64V232H62V231ZM101 230V229H100ZM27 231H28V233H30L29 235H28V233H27ZM33 231V230H32ZM31 231V232H32ZM137 231V230H136ZM159 231V230H158ZM161 231V230H160ZM212 231V230H211ZM56 232V233H55ZM60 232H58V233H60ZM95 232V231H94ZM135 232V231H134ZM139 232V233H140ZM166 232V231H165ZM43 233V232H42ZM44 233H45V235H46V233H48L47 231H44ZM160 233V232H159ZM158 233V234H159ZM12 234V233H11ZM96 234V233H95ZM99 234V233H98ZM138 234V233H137ZM142 234V233H141ZM48 235V234H47ZM52 235V236H51ZM61 235V236H62ZM76 235V236H75ZM139 235L140 234H138V237H139ZM157 235V234H156ZM61 236L59 237V239L61 240V239H63V238H61ZM100 236V235H99ZM124 236V235H123ZM160 236V235H159ZM70 237V238H69ZM133 237V236H132ZM158 237V236H157ZM36 238V237H35ZM40 238V237H39ZM160 238H159V240H160ZM183 238H184V236H183ZM67 239H66V241H67ZM129 239V238H128ZM156 239V238H155ZM52 240V241H53ZM74 240V241H75ZM157 240V239H156ZM155 240V241H156ZM40 241V240H39ZM51 241V242H52ZM74 241H72V242H74ZM130 241V240H129ZM27 242V243H26ZM122 242V241H121ZM185 242V241H184ZM41 243V245L43 244L42 242H40ZM56 243V242H55ZM59 243V242H58ZM60 243H62V241L60 242ZM64 243V242H63ZM69 243V242H68ZM67 243V244H68ZM71 243V242H70ZM188 243V242H187ZM49 244V243H48ZM57 244V243H56ZM55 244V245H56ZM72 244V243H71ZM134 244V243H133ZM190 244V243H189ZM194 244V243H193ZM228 244V243H227ZM44 245H46V243H44ZM50 245V244H49ZM58 245V244H57ZM77 245H76V247H77ZM152 245H154V243H152ZM157 245V244H156ZM68 246V245H67ZM70 246V245H69ZM151 246V247H150ZM155 246V245H154ZM163 246V247H164ZM43 247V246H42ZM45 247V246H44ZM51 247H53L52 245H51ZM55 247V246H54ZM62 247H63V245H62ZM75 247V246H74ZM148 247V248H147ZM159 247V246H158ZM157 247V248H158ZM164 247V248H165ZM193 247H194V245H193ZM191 248V251L194 249V248ZM49 248V247H48ZM71 248H73V247H71ZM41 249V250H40ZM50 249V248H49ZM69 249V248H68ZM155 249V248H154ZM153 249V250H154ZM184 249V248H183ZM218 249V248H217ZM261 249V248H260ZM63 250V249H62ZM72 250V249H71ZM70 250H68V253H70L69 252ZM75 251V250H74ZM182 251H184V250H182ZM181 251V252H182ZM188 251H189V249H188ZM195 250H193V252H194ZM47 252H50V251H47ZM52 252V251H51ZM60 252V251H59ZM193 252H192V254H193ZM68 253H64V256H65V254H66V256L68 255ZM71 253H72V251H71ZM76 253H77V251H76ZM75 253V254H76ZM154 253V254H153ZM159 253V255L157 256V255H155V254H158ZM162 253H163V248H162ZM202 253V252H201ZM48 254H50V253H48ZM74 254V256H73V258L72 257H68V259H70V258H72V259H70V260H62L63 262H65V263H63V264H77V262L75 261H72V260H74V258H77V257H75L76 255ZM180 254V255H179ZM195 254V253H194ZM199 255H200V253H198ZM197 254V255H198ZM54 255V254H53ZM57 255H59V254H57ZM70 255V254H69ZM184 255V254H183ZM66 256H65V259H66ZM193 256V255H192ZM194 256H196V255H194ZM212 256V255H211ZM54 257V256H53ZM57 257V256H56ZM187 257V256H186ZM207 257V256H206ZM197 258V257H196ZM198 258H200V257H198ZM57 259V258H56ZM62 259V258H61ZM64 259V258H63ZM78 259H76V260H78ZM183 259V258H182ZM192 259V258H191ZM201 259V258H200ZM60 260V259H59ZM194 260V259H193ZM192 260V261H193ZM213 260V259H212ZM47 261V260H46ZM54 261V260H53ZM53 261H49L48 262V264H53ZM61 261V262H62ZM184 261H186V260H184ZM191 261V262H192ZM58 262V261H57ZM82 262V261H81ZM81 262H79V263H81ZM170 262V263H169ZM195 262V261H194ZM194 262L192 263V264H194ZM199 263L201 262V260L200 261H198ZM206 263V262H205ZM56 264V263H55ZM62 264V263H61ZM196 264H198V263H196ZM209 264V263H208Z\"/></svg>",
    "mask_w": 264,
    "mask_h": 264
}]
</instances>
